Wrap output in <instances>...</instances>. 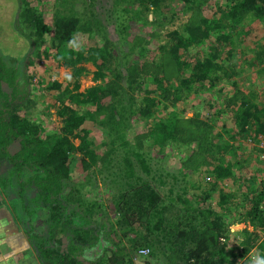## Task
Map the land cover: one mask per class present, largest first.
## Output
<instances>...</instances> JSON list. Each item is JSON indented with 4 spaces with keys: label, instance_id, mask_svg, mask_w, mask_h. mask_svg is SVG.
I'll use <instances>...</instances> for the list:
<instances>
[{
    "label": "trees",
    "instance_id": "trees-1",
    "mask_svg": "<svg viewBox=\"0 0 264 264\" xmlns=\"http://www.w3.org/2000/svg\"><path fill=\"white\" fill-rule=\"evenodd\" d=\"M121 1L116 0V3ZM126 1L124 10L131 11L137 19L145 20V24L151 22L168 27L179 13L170 11L172 8L163 10L169 1L182 2L184 10H191L192 13L180 27L166 32L167 40L159 44L154 57L141 61L142 55L135 53L138 45L135 47L131 42L123 59L111 50L106 42L108 40L100 44L91 34L88 37L92 42L88 47H77L73 39L78 29L92 32V24L95 23L96 29L101 30L99 33L105 35V25L95 16L80 24L81 19L74 11L56 10L55 34L51 39L56 49L53 53L56 60L73 66L77 74L89 71L84 65H77L78 62L91 61L95 66V83L83 91L73 92L69 87L61 91L58 113L62 125L54 132L43 134L40 121L31 117V111L27 109L31 105L25 101L30 80L26 76L22 57L15 51H7L0 43V162L6 157L9 159L10 174L15 173L20 179L19 194L25 187L36 189L33 197L51 209V224L54 222L56 228H61V233L68 240L65 249L55 244L45 247L42 243L43 255L52 264H82L84 260L89 264H135L126 250L127 244H130L134 251L147 246L153 259L151 263L161 256L173 254L177 256L175 264H237L242 257L245 259L240 264H248L251 261L247 254L252 246L255 249L260 247V257H264V243L257 242L261 232H264V208L260 207L264 187L252 197L250 207L243 213L244 218H249L254 224L255 231L245 230L247 237L239 242L240 247L230 248L227 240L233 233L229 226L231 223L213 204V197L220 194L216 205L225 209L231 207L233 195L217 185L218 180L232 176L233 167L240 160L227 158L231 143L221 132L213 133V126L199 112L186 116L177 106L192 94L198 96L217 81L232 80L246 64L252 68L260 66L258 72H264V36L260 40L251 39L254 45L248 49L253 52L252 60L249 57L239 58L242 59L239 63V59H235L238 40L242 44L246 42V35H252L251 28H247L244 22L257 20L264 29V0H214L219 12L215 7L214 11L212 7L204 8L207 0ZM149 12L155 13L153 19H149ZM21 15L22 23L36 36L34 42L43 44L41 41L45 40L47 28L43 13L29 7L24 8ZM194 44L201 46L203 56L186 55ZM219 57L223 58L222 62L218 61ZM122 67H126V71ZM232 83L236 88L233 93L236 109L231 116L230 127L237 129L231 134V139L241 132L250 135L248 132L252 130V133L264 131V100L259 101L254 91L246 93L241 90L235 80ZM56 84L60 86L58 82ZM104 114L106 116L102 117ZM89 120L101 127L107 126L104 137L105 141L110 140L109 145L120 141L126 149L132 146L128 128L134 122L139 123L143 145L151 143L167 146L168 149L173 147V154L177 149L189 153L186 162L193 158L194 168L203 163L213 164L207 170L212 172L215 180L212 179L211 186L202 190L194 202L181 196L176 201L171 197L172 188L167 194L156 183L157 172L146 157L137 149L128 148L118 159L121 169L118 167V190L113 196L115 213L120 217L115 222H98L95 226L91 222L93 210L89 205H99V202L87 197L85 193L88 191L80 185L81 188H71L67 199L62 196L78 164H84V168L89 170L93 162L101 159L91 145L92 133L85 125ZM225 126H228L227 123ZM77 138L80 140L78 144L75 142ZM15 139L20 141V147L11 152L9 146ZM193 140H197L198 147L190 144ZM108 153L111 150L102 156L103 165L114 164ZM90 155L89 161L86 156ZM92 179H87L89 184L94 183ZM157 180L160 183L164 181L160 177ZM0 181L6 186L7 182ZM246 196L247 193L242 194V201ZM174 202L183 203L184 215L188 214L193 222L191 230L181 229L178 223L167 221L164 209L168 204L176 205ZM161 203L164 207L160 206ZM243 203L244 207L245 201ZM116 224L124 230L123 237L121 235V239L117 240L111 236ZM55 236L56 242H61L60 235Z\"/></svg>",
    "mask_w": 264,
    "mask_h": 264
},
{
    "label": "rangeland",
    "instance_id": "rangeland-1",
    "mask_svg": "<svg viewBox=\"0 0 264 264\" xmlns=\"http://www.w3.org/2000/svg\"><path fill=\"white\" fill-rule=\"evenodd\" d=\"M0 0V43L2 47L6 48L7 51H12L16 55L22 57L23 67L26 76L29 78L30 83L28 89L25 92L27 94L25 101L29 103L27 109L31 111V117L40 121L43 134L51 133L57 131L62 125V118L58 113V107L60 105L59 95L65 87H69V90L75 92L76 90L83 91L87 87L93 85L95 80L93 79V72L95 66L91 61H80L77 65H84L88 72L85 70L80 74L75 73L73 66H68L61 64L55 58L53 54L55 52V47L52 46L51 39L55 34L54 28V13L56 10L60 9L62 12H70L71 10L77 14L81 21H86L87 19H92L94 16L101 20V22L106 27V34L99 33L101 30H97L95 23L92 24V32L84 31L83 29H78L73 41L77 47H88L92 42V39L88 37L89 34L93 36L95 42L100 44L106 41L112 51L116 53L120 58L126 56L125 50H129V43L138 45L135 49V53L141 54V61L145 59L152 58L157 53V47L161 42H165L166 32L169 29H175L182 25L184 21H187L191 15V10L185 11L184 5L179 1L173 2L169 1L163 6L164 11H178V15L168 24V27L159 25L156 23H146L145 20L137 19L136 16L131 15L132 12L124 10V5L127 3L126 0H122L121 3H116V0ZM35 7L38 12H42L44 19L47 23L45 40L41 41L43 44L39 45V42H34L36 36L30 33V28L22 23V11L24 8ZM215 9L219 12L220 9L215 5L214 0H207L204 4V8ZM218 16V13L215 12ZM220 15V13H219ZM149 19L155 17L154 12H149ZM247 28H251L252 35H246V42H239L237 45V51L235 59L239 58H253V52L248 48L252 47L254 44L251 43V39H261L264 36V29L260 22L256 21H245ZM253 23V24H252ZM118 31V32H117ZM157 31V33H153ZM25 34H28L26 37ZM128 39V41H127ZM128 42V44H127ZM210 47V43H209ZM248 49V51H247ZM131 50V48H130ZM202 48L200 45L191 46L188 50V56H203ZM245 52V53H244ZM121 59V61H123ZM223 58L219 57L220 62ZM233 59V61H235ZM242 62L239 59L238 62ZM241 65H238L240 69ZM244 65V64H243ZM260 66L249 67L248 64L245 65L244 70L234 75L232 80H235L238 87L249 93V91H254L257 93V99L259 101L264 100V72H258ZM123 71H126V67H122ZM230 79H223L217 81L214 86H208L207 89L202 90L198 96L192 94L189 99L183 100L177 104L183 113L187 115H193L195 112H199L200 116L207 119L209 123L213 126L212 132H221L223 136L229 140L231 143L228 149L227 158L234 161L240 160L238 164L233 167V174L231 177L222 180H218V187L224 189L228 194L231 193V207L228 206L227 209L223 208L222 205H216L220 199V194L215 195L213 204L217 207L219 211L224 214V218L227 219L231 224L229 225L233 231L232 235L228 238L229 247L236 249L240 247L239 242L246 239L247 232L255 231L254 224L249 218H244L245 211L250 207V202L252 197L258 194L264 187V161H261L257 155L254 153L256 150L248 141L247 132L239 133L234 139H231V134L236 131L230 126L232 125L231 116L233 115L236 105L233 104V93L236 91L234 83ZM229 81V82H228ZM58 82L60 86L56 84ZM125 84V83H124ZM6 89H9L5 85ZM229 100L231 103H229ZM264 103V101H262ZM229 107V105H231ZM212 105V106H210ZM78 107V106H77ZM33 113V115H32ZM106 115H102L105 117ZM38 118V119H37ZM264 119V118H263ZM227 123L228 126L224 127ZM86 127L91 130V145L95 147L96 154L101 156V159L93 162V166L86 170L84 164H78L77 168L72 172L71 177L68 180V185L62 191V196L68 197V192L71 188H78L82 186L86 192V196L90 199H96L99 202L95 205H89L93 210L91 213V222L95 224L98 222H115L119 214L115 213V202L113 196L117 193V170L120 168L119 158L122 157L123 152L127 151L128 148L137 149L141 155L146 157L149 163L154 166L156 170V183L160 184L161 189L168 194L169 189H173L171 192V197H174L178 201L177 197L181 196L189 201L194 202L197 200L201 191L205 188L211 186L212 179L215 180L214 175L207 167L212 168L213 164H200L199 168H194L195 160L192 158L188 160L189 153H183L182 150L177 149L173 154L175 148L167 146H154L151 143L143 145L140 132H142V127L139 123H132L128 128V139L132 146L126 149L120 141L113 145H109V139L105 141L106 136L104 129L107 131V126L101 127L99 123L93 120L86 122ZM227 132H226V130ZM251 132L248 134L251 135ZM189 141V138H186ZM79 139H75L78 144ZM186 141V140H185ZM197 140H193L190 144L193 147L197 146ZM134 144V145H133ZM186 143V145H190ZM20 147V141L15 139L9 149L11 152L18 150ZM188 149V148H186ZM108 150H111L110 156H112L114 164L107 163L102 164V156L106 154ZM254 153V154H253ZM107 154V155H108ZM90 161L91 155L86 156ZM202 161V160H201ZM201 161H198L201 163ZM0 177L7 179L6 181L2 178V182H7L6 188L10 192L9 197L13 198L14 201L21 204L22 217L25 216L27 212L29 218L26 220V225L29 227L36 247L42 253L41 244L45 247H53L57 245L61 249L67 247L68 240L66 242V247L63 246V238L66 236L61 233V228H56L54 222H50V212L51 209L38 198H34L35 188L25 187L19 194L20 179L14 173L10 174V161L3 159L0 162ZM121 169V168H120ZM92 176L89 175L90 172ZM28 172V170H27ZM93 177V184H89L88 178ZM160 177L164 180L162 183L157 180ZM10 182V183H8ZM86 183V185L84 184ZM223 184H225L223 186ZM250 185V187H248ZM81 188V187H80ZM8 192V194H9ZM247 193L245 205L243 207L242 194ZM74 194V193H72ZM199 194V195H198ZM198 195V196H197ZM170 201H168L169 203ZM176 205L170 206L169 204L164 209L165 217L167 221L178 223L181 229L191 230L193 222L185 214L182 209V204L180 202ZM260 207H264V199L260 202ZM160 206H163L161 203ZM164 207V206H163ZM244 211V212H243ZM239 215L241 219H239ZM25 218V217H24ZM29 224V225H28ZM114 233L111 236L117 240L123 237L124 230L120 229L118 224L114 227ZM183 232V231H182ZM55 235H60L61 242H56ZM222 239L225 238L222 236ZM263 241L264 243V232H261L257 242ZM128 242V241H126ZM147 246L140 247L136 251L132 250V245L127 244L128 256L133 259L135 264H175L177 256L171 254L169 257H163L158 261L152 262V255L150 249ZM144 250V251H141ZM147 252H146V251ZM252 253L249 255V253ZM250 252H248L249 260L248 264L253 263V259L258 257L262 251L260 247L255 250V246H252ZM244 257L239 258L238 263L244 261ZM48 264L52 262L46 258ZM172 261V262H171ZM82 264H89L86 260L82 261Z\"/></svg>",
    "mask_w": 264,
    "mask_h": 264
},
{
    "label": "crops",
    "instance_id": "crops-1",
    "mask_svg": "<svg viewBox=\"0 0 264 264\" xmlns=\"http://www.w3.org/2000/svg\"><path fill=\"white\" fill-rule=\"evenodd\" d=\"M6 187L0 181V264H48L26 225L27 212L22 217L21 204Z\"/></svg>",
    "mask_w": 264,
    "mask_h": 264
},
{
    "label": "built area",
    "instance_id": "built-area-1",
    "mask_svg": "<svg viewBox=\"0 0 264 264\" xmlns=\"http://www.w3.org/2000/svg\"><path fill=\"white\" fill-rule=\"evenodd\" d=\"M247 141L256 149L254 151V153H257L259 159L261 161H264V131L251 133V135H249V137L247 138ZM251 254L252 253L250 252L249 255H251ZM260 255H261V253L258 254L259 257H260Z\"/></svg>",
    "mask_w": 264,
    "mask_h": 264
},
{
    "label": "clouds",
    "instance_id": "clouds-1",
    "mask_svg": "<svg viewBox=\"0 0 264 264\" xmlns=\"http://www.w3.org/2000/svg\"><path fill=\"white\" fill-rule=\"evenodd\" d=\"M225 184H223V186H224ZM141 251H143V250H141ZM253 264H264V257H255L254 259H253Z\"/></svg>",
    "mask_w": 264,
    "mask_h": 264
},
{
    "label": "water",
    "instance_id": "water-1",
    "mask_svg": "<svg viewBox=\"0 0 264 264\" xmlns=\"http://www.w3.org/2000/svg\"><path fill=\"white\" fill-rule=\"evenodd\" d=\"M63 241H64L63 246L66 247V242H67V237H66V236L63 238ZM62 249H63V248H62Z\"/></svg>",
    "mask_w": 264,
    "mask_h": 264
}]
</instances>
